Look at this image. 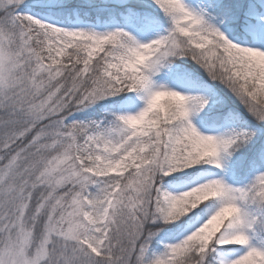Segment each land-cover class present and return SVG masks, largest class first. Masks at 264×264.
Here are the masks:
<instances>
[{"label": "snow or ice", "instance_id": "1", "mask_svg": "<svg viewBox=\"0 0 264 264\" xmlns=\"http://www.w3.org/2000/svg\"><path fill=\"white\" fill-rule=\"evenodd\" d=\"M0 264H264V0H0Z\"/></svg>", "mask_w": 264, "mask_h": 264}, {"label": "trees", "instance_id": "2", "mask_svg": "<svg viewBox=\"0 0 264 264\" xmlns=\"http://www.w3.org/2000/svg\"><path fill=\"white\" fill-rule=\"evenodd\" d=\"M212 101H211V98L209 99V104H211ZM89 112L91 111V109L88 110ZM233 114H237L239 117H240V122H237L236 124H234L233 126H231V128H239V127H244L246 126L247 122L250 120V118L247 116V113L243 112L242 110L238 111V112H234ZM78 116H80V118H84V114L81 113V114H77ZM224 120L223 119L222 121L218 122L217 124H214V126H221L220 130L219 131H223V130H226L228 129L227 126L224 125ZM194 123L197 125V127L201 128L202 131H205L206 133H210L206 128L205 126L201 123L199 117L195 118L194 119ZM211 133H214V132H211ZM249 147V145H245V147H242V148H239L237 149L235 152H233L232 154V158H235L237 156H239L241 153L245 152L246 148ZM230 158V160L232 159ZM230 163V162H229ZM205 167H210V166H205ZM211 167H214V166H211ZM225 173L227 175H233V172H232V169L231 167L229 166V168L225 171ZM173 175H176L178 178L174 181H168L166 179L165 181V185H167L168 183H172V182H175V181H178V180H190L189 177H184V176H181L179 173H173ZM251 176V173L244 177V179H248L250 178ZM192 179V178H191ZM231 180H234V175H233V178ZM181 191V190H180ZM163 250V245L161 244L158 248H157V251H162ZM237 255V254H236Z\"/></svg>", "mask_w": 264, "mask_h": 264}, {"label": "rangeland", "instance_id": "3", "mask_svg": "<svg viewBox=\"0 0 264 264\" xmlns=\"http://www.w3.org/2000/svg\"><path fill=\"white\" fill-rule=\"evenodd\" d=\"M237 122H240V117L237 114L232 113L231 115L226 116L224 120V125L227 126V128H231V126H233ZM205 128L211 133V132L219 131L221 126L211 125ZM224 175H225V179L228 180L230 183L234 181L231 180L233 178V175H227L226 173H224ZM190 182H191L190 180H178L172 183H168L166 187L173 192L180 191L183 190V188L186 187ZM226 247L229 249V251L227 252V255L229 256H234L239 252V248L237 246H226Z\"/></svg>", "mask_w": 264, "mask_h": 264}]
</instances>
